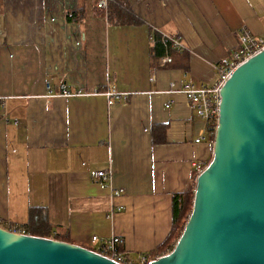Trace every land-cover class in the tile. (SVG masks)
Returning <instances> with one entry per match:
<instances>
[{
	"label": "crops",
	"instance_id": "crops-1",
	"mask_svg": "<svg viewBox=\"0 0 264 264\" xmlns=\"http://www.w3.org/2000/svg\"><path fill=\"white\" fill-rule=\"evenodd\" d=\"M128 2L140 26L109 25L95 0H0L4 227L26 226L40 209L52 235L84 248L92 236H119L131 258L167 238L173 196L212 153L203 122L168 84L212 86L241 30L264 37V0ZM75 10L82 20L66 22ZM155 30L184 46L165 66L151 60ZM47 81L131 96L112 106L103 96L45 100ZM96 171L111 172L110 183Z\"/></svg>",
	"mask_w": 264,
	"mask_h": 264
},
{
	"label": "water",
	"instance_id": "water-1",
	"mask_svg": "<svg viewBox=\"0 0 264 264\" xmlns=\"http://www.w3.org/2000/svg\"><path fill=\"white\" fill-rule=\"evenodd\" d=\"M210 163L166 255L149 264H264V50L220 89ZM0 264H117L87 248L0 226Z\"/></svg>",
	"mask_w": 264,
	"mask_h": 264
},
{
	"label": "built area",
	"instance_id": "built-area-1",
	"mask_svg": "<svg viewBox=\"0 0 264 264\" xmlns=\"http://www.w3.org/2000/svg\"><path fill=\"white\" fill-rule=\"evenodd\" d=\"M109 2H111V0H97L96 7L106 11ZM162 39L170 40L175 51H184V46L179 35H163ZM263 50L264 37H256L246 30H241L237 36L236 47L227 57L221 59L215 65L216 82L212 86L185 81L170 82L168 84L167 93L169 95H183L194 115L203 122L206 131L212 125H215L216 128L220 103V89L238 66ZM171 60L169 55H165L159 59L158 64L160 66H165L170 63ZM83 96H103L107 99V105L112 106L118 101L129 99L131 93L121 92L115 87H108L103 91L88 90L81 86L75 87L67 84H59L55 87L51 81H47L44 84V93L41 98L53 100L55 98L66 99ZM170 104L171 102L166 105L167 109L170 107ZM203 140V137H199L195 140V143H199ZM92 176L108 184L111 180V172L109 171H96ZM4 228L15 232L9 225ZM20 233L25 234L23 231ZM121 244L122 240L119 236H111L109 238L92 236L90 239V245L92 246L90 247L92 249L91 251L117 264H149L152 261L149 260L145 254H139L135 258H131L128 253L124 251L121 252Z\"/></svg>",
	"mask_w": 264,
	"mask_h": 264
},
{
	"label": "trees",
	"instance_id": "trees-1",
	"mask_svg": "<svg viewBox=\"0 0 264 264\" xmlns=\"http://www.w3.org/2000/svg\"><path fill=\"white\" fill-rule=\"evenodd\" d=\"M97 0H95V9L99 10V13L103 15L109 25L113 26H140L142 22L136 17L131 6L129 5L128 0H111L108 3L106 11L100 10L96 7ZM83 14L80 10L68 11L65 14L66 22H78L81 21ZM167 35H177L167 34ZM162 34L158 31H151V46H150V56L152 61H157L161 57L165 55H169L170 57L173 53H178L172 47V42L168 39H162ZM182 52V51H181ZM215 125L210 126L207 130L208 141L210 142V147L212 149V144L214 140L215 134ZM211 157L206 162L205 165L193 170L192 178L196 179L198 174L210 163ZM194 189L195 184L192 187L184 192L175 194L172 198V226L171 230L165 239V241L159 245L156 249L148 252L146 257L149 260H155L161 256L168 254L176 244L177 240L181 236L185 224L189 218V215L192 211L193 206V198H194ZM29 224L23 227H14L13 230L15 232L20 233L23 231L25 234L44 237V238H52L62 242H68V239L64 236L58 235L54 233L52 227L47 223L46 215L40 209L31 208L29 212ZM0 226L2 223L0 222ZM11 227V226H10ZM13 227V226H12ZM88 250H92L90 247H85ZM122 252V249H121Z\"/></svg>",
	"mask_w": 264,
	"mask_h": 264
},
{
	"label": "rangeland",
	"instance_id": "rangeland-1",
	"mask_svg": "<svg viewBox=\"0 0 264 264\" xmlns=\"http://www.w3.org/2000/svg\"><path fill=\"white\" fill-rule=\"evenodd\" d=\"M1 227H3V228H4V225H2Z\"/></svg>",
	"mask_w": 264,
	"mask_h": 264
}]
</instances>
